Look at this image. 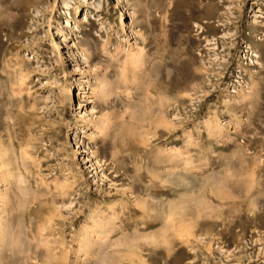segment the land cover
<instances>
[{
	"label": "rangeland",
	"instance_id": "1",
	"mask_svg": "<svg viewBox=\"0 0 264 264\" xmlns=\"http://www.w3.org/2000/svg\"><path fill=\"white\" fill-rule=\"evenodd\" d=\"M79 1L0 0V264H264V0Z\"/></svg>",
	"mask_w": 264,
	"mask_h": 264
},
{
	"label": "bare ground",
	"instance_id": "2",
	"mask_svg": "<svg viewBox=\"0 0 264 264\" xmlns=\"http://www.w3.org/2000/svg\"><path fill=\"white\" fill-rule=\"evenodd\" d=\"M79 3L85 4V0H80ZM84 22L87 23L85 17H84ZM140 53H141V51L139 50V51H137V53L135 54V56H134V55H129V56H130L131 60H134V59L138 58V56L140 55ZM130 58H129V59H130ZM96 89H97V87L92 89V94L95 93ZM72 96H73V93L71 94V97H72ZM78 96H79V95H78ZM102 123H103V122H102ZM143 206H145V205H143ZM175 207H176V206H170V207L168 208V212H167L166 218H170V217L174 216L173 214H174V209H175ZM165 220H166V219H165Z\"/></svg>",
	"mask_w": 264,
	"mask_h": 264
}]
</instances>
